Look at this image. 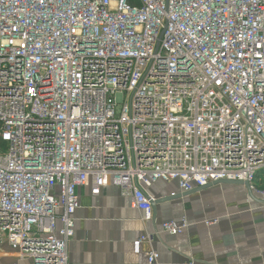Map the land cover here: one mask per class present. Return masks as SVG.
Returning a JSON list of instances; mask_svg holds the SVG:
<instances>
[{"label": "built area", "instance_id": "obj_1", "mask_svg": "<svg viewBox=\"0 0 264 264\" xmlns=\"http://www.w3.org/2000/svg\"><path fill=\"white\" fill-rule=\"evenodd\" d=\"M136 1L0 0L10 264H68L78 188L111 182L145 222L159 181L242 183L264 200V0Z\"/></svg>", "mask_w": 264, "mask_h": 264}, {"label": "crops", "instance_id": "obj_2", "mask_svg": "<svg viewBox=\"0 0 264 264\" xmlns=\"http://www.w3.org/2000/svg\"><path fill=\"white\" fill-rule=\"evenodd\" d=\"M256 183L264 185V169ZM90 191L77 189L68 264H149L152 252L158 254L153 264H264V200L243 184L220 182L183 194L176 182H156L145 188L155 200L149 222L111 182L96 197ZM182 220L188 228L181 234L162 230ZM142 236L148 239L136 251ZM0 248V264L13 262L9 247Z\"/></svg>", "mask_w": 264, "mask_h": 264}, {"label": "trees", "instance_id": "obj_3", "mask_svg": "<svg viewBox=\"0 0 264 264\" xmlns=\"http://www.w3.org/2000/svg\"><path fill=\"white\" fill-rule=\"evenodd\" d=\"M128 2L132 6L137 4V1L136 0H128ZM262 174H263V172H262ZM257 176H258V174H257ZM257 176H256V178H257Z\"/></svg>", "mask_w": 264, "mask_h": 264}, {"label": "rangeland", "instance_id": "obj_4", "mask_svg": "<svg viewBox=\"0 0 264 264\" xmlns=\"http://www.w3.org/2000/svg\"><path fill=\"white\" fill-rule=\"evenodd\" d=\"M3 147H6V145L5 144H1ZM2 248H0V251H2L1 250ZM3 263L2 264H8L7 262H6V260H1ZM11 261H13V260H11ZM23 264V263H22ZM27 264V263H26Z\"/></svg>", "mask_w": 264, "mask_h": 264}, {"label": "water", "instance_id": "obj_5", "mask_svg": "<svg viewBox=\"0 0 264 264\" xmlns=\"http://www.w3.org/2000/svg\"><path fill=\"white\" fill-rule=\"evenodd\" d=\"M224 183H226V182H224ZM239 184H242V183H239ZM243 185H245V184H243ZM246 186V185H245Z\"/></svg>", "mask_w": 264, "mask_h": 264}]
</instances>
